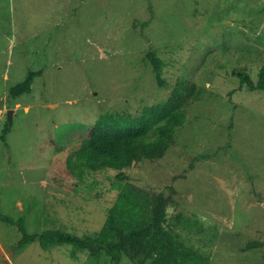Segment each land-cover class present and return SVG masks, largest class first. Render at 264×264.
<instances>
[{
    "label": "rangeland",
    "instance_id": "1",
    "mask_svg": "<svg viewBox=\"0 0 264 264\" xmlns=\"http://www.w3.org/2000/svg\"><path fill=\"white\" fill-rule=\"evenodd\" d=\"M163 61L160 87L146 59ZM264 0H0V211L26 215L27 230L96 234L121 183L92 172L96 188L74 191L51 179L81 132L100 115L132 118L166 100L179 80L204 88L159 159L129 169L131 181L169 196L167 225L210 264H264ZM43 69L13 103L9 88ZM4 103H1L2 99ZM21 232L0 219V264L115 263L70 243L18 246ZM260 244L250 245L251 242ZM145 264H154L147 259Z\"/></svg>",
    "mask_w": 264,
    "mask_h": 264
},
{
    "label": "trees",
    "instance_id": "2",
    "mask_svg": "<svg viewBox=\"0 0 264 264\" xmlns=\"http://www.w3.org/2000/svg\"><path fill=\"white\" fill-rule=\"evenodd\" d=\"M146 59L153 65L160 87L168 80L163 76V61L157 52L149 50ZM43 69L29 70L26 78L9 88L10 103L32 91L36 76ZM241 86L252 90L264 89V65L255 81L247 70L235 71ZM204 88L181 80L174 85L170 96L157 103L146 105L140 114L132 118L116 117L110 113L100 115L96 122L81 132V137L68 147L66 155L55 163L51 179L59 186L74 191L86 184L92 192L98 184L90 180L92 172L116 170L115 177L121 188L113 204L106 208L107 219L96 234L80 235L62 228H45L29 232L26 215L18 218L0 211V219L14 224L21 232L18 242L23 247L39 241L43 248L54 244L70 243L77 249H87L95 256L106 253L119 263L125 253L140 256L137 264L153 259L154 264H210L209 258L194 246L178 241L167 225L169 196L164 192H150L131 181L129 169L145 159L163 157L176 139L178 128L185 124L187 104L201 98ZM12 127L6 121L0 138L7 142ZM260 244L251 242L250 245Z\"/></svg>",
    "mask_w": 264,
    "mask_h": 264
},
{
    "label": "water",
    "instance_id": "3",
    "mask_svg": "<svg viewBox=\"0 0 264 264\" xmlns=\"http://www.w3.org/2000/svg\"><path fill=\"white\" fill-rule=\"evenodd\" d=\"M5 102V99L3 98L2 100H1V103H4ZM13 112H14V109L13 108H10V109H8V112H7V116H8V120H12V118H13Z\"/></svg>",
    "mask_w": 264,
    "mask_h": 264
}]
</instances>
